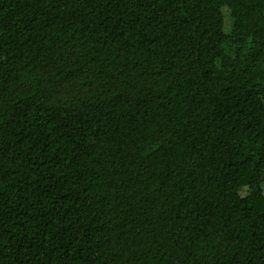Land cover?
Listing matches in <instances>:
<instances>
[{"label":"trees","instance_id":"16d2710c","mask_svg":"<svg viewBox=\"0 0 264 264\" xmlns=\"http://www.w3.org/2000/svg\"><path fill=\"white\" fill-rule=\"evenodd\" d=\"M0 264H264V0H0Z\"/></svg>","mask_w":264,"mask_h":264},{"label":"rangeland","instance_id":"374dc122","mask_svg":"<svg viewBox=\"0 0 264 264\" xmlns=\"http://www.w3.org/2000/svg\"><path fill=\"white\" fill-rule=\"evenodd\" d=\"M229 25H230V24H228V26H229ZM227 28H229V27H227ZM242 194H244V195H245V190H243V191H242Z\"/></svg>","mask_w":264,"mask_h":264}]
</instances>
